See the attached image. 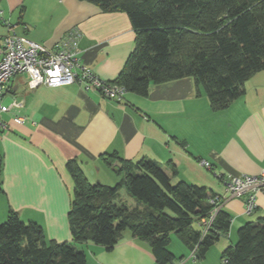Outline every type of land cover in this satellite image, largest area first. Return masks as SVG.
I'll return each instance as SVG.
<instances>
[{
  "label": "crops",
  "instance_id": "1",
  "mask_svg": "<svg viewBox=\"0 0 264 264\" xmlns=\"http://www.w3.org/2000/svg\"><path fill=\"white\" fill-rule=\"evenodd\" d=\"M8 27L49 47L79 29L80 61L106 80L117 78L136 39L126 12L106 11L85 0H0V38ZM27 77H12L2 98L9 108L1 114L8 130L0 131V220L14 211L23 221L40 224L48 239L72 241L68 211L74 182L66 163L76 159L84 173L101 170L105 181L99 182L116 183L121 174L102 158L104 153L124 160L155 159L171 182L204 185L222 198L219 206L231 215L228 232L200 259L170 233L174 259L167 264H221L222 251L236 241L238 227L264 215V188L256 193L255 210L246 214L247 194L231 195L221 180L256 175L264 167V69L219 110H212L190 76L152 84L146 95L127 91L120 101L79 82L28 89ZM15 116L24 119L16 122ZM120 191L118 202L136 206ZM75 244L85 252L86 264H160L147 242L128 231L110 250L93 242Z\"/></svg>",
  "mask_w": 264,
  "mask_h": 264
},
{
  "label": "trees",
  "instance_id": "2",
  "mask_svg": "<svg viewBox=\"0 0 264 264\" xmlns=\"http://www.w3.org/2000/svg\"><path fill=\"white\" fill-rule=\"evenodd\" d=\"M106 11L127 13L135 46L117 78L126 91L146 95L152 84L190 76L206 93L212 110L225 108L244 92V83L264 69V0H85ZM102 158L122 176L113 185L91 182L76 159L67 161L74 182L68 211L72 241L48 239L40 224L10 211L0 221V264H86L75 243L110 250L124 232L150 247L160 264L170 263V233L203 258L231 224V215L210 202L208 187L171 182L155 159ZM121 166L112 165L116 160ZM166 164L174 167L172 161ZM173 172L175 170L173 169ZM136 201L118 202L119 191ZM219 196V195H218ZM213 218L204 226L202 218ZM222 264H264V215L237 229Z\"/></svg>",
  "mask_w": 264,
  "mask_h": 264
},
{
  "label": "built area",
  "instance_id": "3",
  "mask_svg": "<svg viewBox=\"0 0 264 264\" xmlns=\"http://www.w3.org/2000/svg\"><path fill=\"white\" fill-rule=\"evenodd\" d=\"M81 32L77 28L69 30L59 41L49 47L43 43L17 34L13 27H8L6 34L0 38V131L8 130L1 114L8 110L2 103L4 94L10 91L9 82L18 73H26V87L34 89L45 85L57 87L73 82L81 83L85 88H93L109 99L120 101L127 92L122 84L98 76L88 65L79 59V39ZM14 121L22 122V116H15ZM200 164L210 168L206 160ZM226 190L235 196L247 194L244 210L251 214L256 206V193L264 188V167L256 175L240 174L221 176ZM221 197L216 195L210 202L218 207ZM213 212L208 218L200 221L208 226ZM194 257V253L191 254Z\"/></svg>",
  "mask_w": 264,
  "mask_h": 264
},
{
  "label": "rangeland",
  "instance_id": "4",
  "mask_svg": "<svg viewBox=\"0 0 264 264\" xmlns=\"http://www.w3.org/2000/svg\"><path fill=\"white\" fill-rule=\"evenodd\" d=\"M9 102V100L8 99H5V103H8ZM93 170H95V169H89L88 170V172H86L85 174H87V176L90 178V180L92 181L94 178H96V181H98V179H101V181H105V179L103 178L104 176H103V172L100 170V171H96L94 174H93ZM118 174H120V173H118ZM107 176H110V175H107ZM111 176H114V175H111ZM122 176V175H121ZM103 178V179H102ZM107 181H109V180H107ZM93 182V181H92ZM112 182H110V184L109 185H113V184H115V182L113 183V184H111ZM120 194L122 195V196H127L126 195V191H125V189L124 188H122L121 189V191H120ZM129 200V199H128ZM1 222L2 221H4V220H0ZM222 264V263H221Z\"/></svg>",
  "mask_w": 264,
  "mask_h": 264
},
{
  "label": "water",
  "instance_id": "5",
  "mask_svg": "<svg viewBox=\"0 0 264 264\" xmlns=\"http://www.w3.org/2000/svg\"><path fill=\"white\" fill-rule=\"evenodd\" d=\"M112 165L120 167V166H121V163H120L119 160L116 159V160H114V161L112 162Z\"/></svg>",
  "mask_w": 264,
  "mask_h": 264
}]
</instances>
